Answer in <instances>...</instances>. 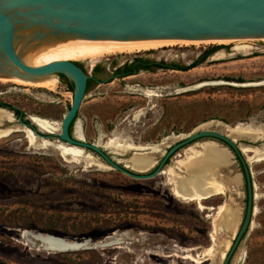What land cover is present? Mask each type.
<instances>
[{
	"label": "rangeland",
	"instance_id": "1",
	"mask_svg": "<svg viewBox=\"0 0 264 264\" xmlns=\"http://www.w3.org/2000/svg\"><path fill=\"white\" fill-rule=\"evenodd\" d=\"M212 46L221 47L189 71L140 72L107 83L114 69L134 56L189 66ZM95 65L102 84H93L100 88L88 92L72 135L79 125L85 142L103 147L120 165L130 168L131 161L141 157L137 147H155L144 156L153 164L141 171L151 173L177 141L175 136L188 135L205 123L264 129V40L176 43L94 64L83 61L87 75ZM147 90L156 96H148ZM72 99V92L56 79L52 89L0 80V102L20 110L25 118L50 121L52 134L60 132ZM0 129L8 131L0 138V264H222L246 204L241 166L226 146L218 143L229 153L228 166L220 170L218 180L225 184L227 178H236L237 183L202 200L213 208L208 212L197 201L175 197L166 174L134 180L90 151L81 149L76 158L62 155L58 146L65 144L56 139L46 143L37 136L31 141L29 129L12 115ZM110 140L113 144L108 146ZM209 141L213 140L196 144ZM237 143L254 149L264 140ZM187 148L177 152L163 172L171 167L184 176L178 161ZM248 162L257 187L255 213L230 264L241 262V255L243 264H264V160ZM222 205L237 212L235 230L215 221ZM38 235L85 242L88 248L49 252Z\"/></svg>",
	"mask_w": 264,
	"mask_h": 264
},
{
	"label": "water",
	"instance_id": "2",
	"mask_svg": "<svg viewBox=\"0 0 264 264\" xmlns=\"http://www.w3.org/2000/svg\"><path fill=\"white\" fill-rule=\"evenodd\" d=\"M262 39L264 0H0V79L37 84L56 79L68 88L57 77L61 75L73 86L72 103L62 118L58 134L42 132L34 126L31 117L23 119L9 109H0L10 112L20 126L28 128L38 138L50 142L56 139L90 151L109 168L134 180L154 179L177 152L202 139L226 146L241 166L246 198L241 226L222 262L230 264L255 213L256 187L240 144L217 130L198 129L169 146L151 173L136 172L125 164L120 165L103 147L70 134V126L88 92L100 88L92 85L86 93L90 77L77 63L83 66L85 59L94 64L100 55L127 42ZM154 150L149 148L137 154L145 156ZM82 248H88L85 242L55 247L61 252Z\"/></svg>",
	"mask_w": 264,
	"mask_h": 264
},
{
	"label": "bare ground",
	"instance_id": "3",
	"mask_svg": "<svg viewBox=\"0 0 264 264\" xmlns=\"http://www.w3.org/2000/svg\"><path fill=\"white\" fill-rule=\"evenodd\" d=\"M213 42L223 43V42H233V41L230 40L212 41L208 43H213ZM176 43L195 44V43H205V42L171 41V40L127 42L121 46H118L100 55L97 58V60L115 55H123V54L131 55L146 51L148 52L153 49L170 46ZM83 61H87V60L83 59ZM0 80L12 82L17 85H32L47 89H52L55 87V79H52L51 81L45 84L30 83V82L9 80L3 78H1ZM177 91L183 92L185 91V89H179ZM145 93L148 96H156L155 94L156 92L154 93L153 90L152 91L147 90ZM8 114L12 115L10 112L0 109V126L6 117L9 118ZM10 120L12 119L10 118ZM31 121L37 128H39V130L43 131L44 133L52 134L51 131L54 130V128L50 121L37 117H33V118L31 117ZM215 128H218V130L219 129L222 130L220 132L228 135L236 143L238 142L239 139H248L250 141L264 140V129L260 126H247V124L243 125L239 123L236 126L231 127L223 123L209 122L199 127L200 130L201 129L216 130ZM27 131L31 141L35 140L34 138L35 134L31 130H27ZM7 132L8 131H4L0 129V138L6 136ZM181 137L182 136L179 137L175 136L177 140H179ZM75 138L79 140H84L83 132L79 125H77L76 127ZM44 142L49 143V141H44ZM196 143H194L195 145L192 144L193 146L190 147L188 146V148L186 147L187 149L185 150L184 159L178 161V165H179L178 168H180L181 170L183 169L185 171L184 176H181L180 174L178 175L171 167L167 168L166 171L164 172L162 171L161 173L169 176V180L173 185V194L175 197L185 201H197L201 209L211 212L213 208L204 206L202 204V200H206L211 198L212 196L225 193L228 186L236 185L237 179L227 178L225 180V184L222 181L218 180V175L220 170L228 166V162H229V153L225 149H222L220 144L218 145V143L213 141H209L201 144H196ZM112 144H113V140H110L108 142V146ZM58 147L60 148L62 155L65 156H72L76 158L80 156L82 153L81 148L78 147L65 146V145H60ZM239 147L241 148L243 154L247 156L248 161H250L251 159H254L256 161L264 160V147L252 149L250 147H245L241 144L239 145ZM149 148L150 147H140V146L137 147V149H142V150H146ZM153 148L156 150L155 147ZM226 149L228 150V148ZM152 164H153L152 158L141 156L131 161L130 169L136 172H141L149 168ZM236 219H237V212L235 210H232L231 208L229 209L228 205H222L218 208L217 217L215 218V221L217 220L220 221L223 227L227 229L235 230ZM36 239L44 244L45 250L54 253H62L61 251L55 249V247L65 246V243H69V241L53 236L41 237V235H38L36 236ZM240 260L241 261L243 260V255H241Z\"/></svg>",
	"mask_w": 264,
	"mask_h": 264
},
{
	"label": "trees",
	"instance_id": "4",
	"mask_svg": "<svg viewBox=\"0 0 264 264\" xmlns=\"http://www.w3.org/2000/svg\"><path fill=\"white\" fill-rule=\"evenodd\" d=\"M220 47L221 46H212L210 48H207L197 58V60H195L189 66H179V65H176L174 63L167 64L165 62H154V61H151L149 59L143 58L141 56H134L131 60H126L122 64V66L115 68V70L113 71L112 79L110 81H108L107 83H110L111 81H113L115 79H124L127 77L135 76V75H138L140 72L152 73V72H156L158 70H164V71H173L174 70V71L186 72V71L194 69V68L200 66L201 64H203L209 57H211L213 54H215L220 49ZM77 65H81V64L77 63ZM93 71L95 73H97V72L99 73L100 72L99 66L95 65L93 68ZM59 77L66 83L67 87L72 92V90H73L72 84L65 77H63L61 75ZM93 81L94 80L88 81L86 93L88 92L90 87L93 85ZM0 108H7V109L13 111L17 117L22 116L23 119L25 118L24 114L20 110L15 109L11 106L5 105L1 102H0ZM76 118H77V116H76ZM75 120H74V122H75ZM25 122L29 123V121H27V120H25ZM74 122H72V124L70 126V130H69L70 134L72 133V127L74 125Z\"/></svg>",
	"mask_w": 264,
	"mask_h": 264
},
{
	"label": "flooded vegetation",
	"instance_id": "5",
	"mask_svg": "<svg viewBox=\"0 0 264 264\" xmlns=\"http://www.w3.org/2000/svg\"><path fill=\"white\" fill-rule=\"evenodd\" d=\"M84 72H85V70H84V67L82 66V65H78ZM105 71H106V69H104ZM115 70V69H114ZM86 73V72H85ZM98 72L97 73H95L94 71H93V69H92V74L89 76L90 78L88 79V81H91V80H94L93 81V84H102L101 83V79L98 77ZM60 80H62L59 76H57ZM112 77H113V72L111 73V76L109 77V78H106V80H109V79H112ZM63 81V80H62ZM88 81H87V84H88ZM105 81V80H104ZM73 128V127H72ZM72 134V133H71Z\"/></svg>",
	"mask_w": 264,
	"mask_h": 264
},
{
	"label": "crops",
	"instance_id": "6",
	"mask_svg": "<svg viewBox=\"0 0 264 264\" xmlns=\"http://www.w3.org/2000/svg\"><path fill=\"white\" fill-rule=\"evenodd\" d=\"M136 76V75H135ZM131 77H134V76H131Z\"/></svg>",
	"mask_w": 264,
	"mask_h": 264
}]
</instances>
